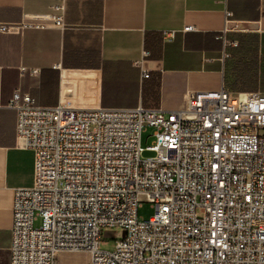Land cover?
<instances>
[{"label": "built area", "instance_id": "built-area-1", "mask_svg": "<svg viewBox=\"0 0 264 264\" xmlns=\"http://www.w3.org/2000/svg\"><path fill=\"white\" fill-rule=\"evenodd\" d=\"M66 3L0 32L64 27ZM9 106L18 146L35 154L33 185L14 190L10 264H58L59 251L89 252L90 264H264V92L222 84L189 93L183 109L80 108L17 86ZM147 126L155 140L143 147ZM144 197L149 219L138 215ZM111 227L125 236L104 250Z\"/></svg>", "mask_w": 264, "mask_h": 264}, {"label": "crops", "instance_id": "crops-1", "mask_svg": "<svg viewBox=\"0 0 264 264\" xmlns=\"http://www.w3.org/2000/svg\"><path fill=\"white\" fill-rule=\"evenodd\" d=\"M57 1L0 0V22L28 23ZM66 11L64 27L0 32V264H10L14 190L34 183L35 154L18 146L9 106L17 86L42 105L80 108L183 109L189 93L222 84L264 92V0H67ZM90 261L86 251L57 255Z\"/></svg>", "mask_w": 264, "mask_h": 264}, {"label": "rangeland", "instance_id": "rangeland-1", "mask_svg": "<svg viewBox=\"0 0 264 264\" xmlns=\"http://www.w3.org/2000/svg\"><path fill=\"white\" fill-rule=\"evenodd\" d=\"M155 128L154 126H147V128L143 131L141 137V144L143 147H147L152 145L155 140V136L153 135ZM145 156L154 155V152L151 150L144 151ZM142 206L138 209L139 218L149 219L155 213V207L152 203L146 201L144 197ZM200 213V210H198ZM40 220L35 222V225H39ZM100 248L104 250H113L115 248L116 240L121 239L123 237V229L120 227H111L104 228L102 232Z\"/></svg>", "mask_w": 264, "mask_h": 264}, {"label": "water", "instance_id": "water-1", "mask_svg": "<svg viewBox=\"0 0 264 264\" xmlns=\"http://www.w3.org/2000/svg\"><path fill=\"white\" fill-rule=\"evenodd\" d=\"M123 236H125V231H123Z\"/></svg>", "mask_w": 264, "mask_h": 264}]
</instances>
